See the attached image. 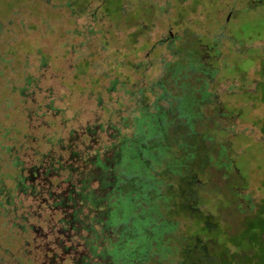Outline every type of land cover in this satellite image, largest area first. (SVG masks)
<instances>
[{"label":"rangeland","instance_id":"rangeland-1","mask_svg":"<svg viewBox=\"0 0 264 264\" xmlns=\"http://www.w3.org/2000/svg\"><path fill=\"white\" fill-rule=\"evenodd\" d=\"M250 39L264 0H0V264H121L123 227L137 264H264Z\"/></svg>","mask_w":264,"mask_h":264},{"label":"trees","instance_id":"trees-1","mask_svg":"<svg viewBox=\"0 0 264 264\" xmlns=\"http://www.w3.org/2000/svg\"><path fill=\"white\" fill-rule=\"evenodd\" d=\"M133 141V140H132ZM133 147V146H132ZM131 147V148H132ZM125 149H123V147H121V151H124ZM132 150H135L134 148H132ZM137 157V156H136ZM87 158H88V156H86V155H84V156H82V158H81V163H84V162H86V160H87ZM96 158H98V156H96ZM68 162H70V158L69 159H66ZM98 160V159H97ZM98 162H99V160H98ZM65 164V163H64ZM64 164L60 167L59 165L57 166V169H54V170H48L47 171V174H50L51 172H58L59 174L61 173V169H62V167L64 166ZM69 164H67V166H68ZM65 169H67V170H69L70 169V166L69 167H67V168H65ZM71 170V169H70ZM69 174H70V172H67L66 173V175L69 177ZM44 175H46V174H44ZM121 175V177H122V174H120ZM67 177V178H68ZM68 179H66V181H67ZM118 180V179H117ZM50 182H52L51 180H50ZM75 183V182H74ZM74 183H71L73 186H74ZM117 184V181H116V183H115V185ZM120 190L118 191V194L117 195H112V194H108V200H120V199H124V197H122V198H120ZM126 196V195H125ZM115 197V198H114ZM49 201H51L52 203H55V205H61L62 203H63V201H60V202H58V201H53L52 199H51V197L48 199ZM125 200H126V198H125ZM64 204V203H63ZM96 203L95 202H93L92 201V203L90 204V206H89V210L92 212V211H95L96 209ZM134 208V206L132 205V207H131V209L130 210H132ZM262 209L264 208V205L262 204V207H261ZM58 209V208H57ZM61 209V208H60ZM89 211V212H90ZM46 214H47V217H48V219H53L54 217H55V215L56 214H60L61 216H60V218L63 216V215H66L67 214V212H64L63 210L61 211V210H57V212L54 214L53 212H51L48 208H47V211L45 210L44 211ZM75 213H78V211L77 212H74V214ZM33 217V216H32ZM127 215H125V219H127ZM147 222H149L148 221V219L146 220ZM253 221H256L257 222V226H254L253 225ZM245 226H244V229L245 230H250V229H254V228H256V227H258V237H259V239L261 240V241H263L264 242V240H262V238H260L263 234H264V217H262L261 216V211L259 212V211H257V213L254 215V217H252L251 219H249L248 220V222H246L245 224H244ZM89 229H93V227L91 226V227H89ZM125 235H126V229L123 227V228H121L120 229V231L119 232H113L111 235H110V238H113V239H115L113 242H114V244H113V247L116 249V250H118V249H121L120 250V253L121 254H123V253H127L126 254V256H125V258H124V261L121 263V264H137V261L139 260L138 258H137V254H138V245H133V246H130V247H128V244H124V237H125ZM125 251V252H124ZM146 251L145 250H143V253H145ZM192 264H195V263H192Z\"/></svg>","mask_w":264,"mask_h":264},{"label":"flooded vegetation","instance_id":"flooded-vegetation-1","mask_svg":"<svg viewBox=\"0 0 264 264\" xmlns=\"http://www.w3.org/2000/svg\"><path fill=\"white\" fill-rule=\"evenodd\" d=\"M229 19H230V14L228 13L227 14V16H226V18H225V21H226V24L229 22ZM253 41H255V40H249L248 42L246 41V42H244L243 44H246L247 46L245 47L246 49H244V50H246V51H248L249 49H252V48H257V49H259V50H263V46L262 45H260V44H256V46H251L250 45V42H253ZM245 58H248V57H246L245 56ZM248 61H251L250 59H248ZM252 62V61H251ZM251 65H255L254 63H252ZM250 65V66H251Z\"/></svg>","mask_w":264,"mask_h":264},{"label":"water","instance_id":"water-1","mask_svg":"<svg viewBox=\"0 0 264 264\" xmlns=\"http://www.w3.org/2000/svg\"><path fill=\"white\" fill-rule=\"evenodd\" d=\"M262 215L264 216V208H263V210H262Z\"/></svg>","mask_w":264,"mask_h":264}]
</instances>
